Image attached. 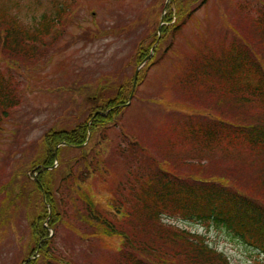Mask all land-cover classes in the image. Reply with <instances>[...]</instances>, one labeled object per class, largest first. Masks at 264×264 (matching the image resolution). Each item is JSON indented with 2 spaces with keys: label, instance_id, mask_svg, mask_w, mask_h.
<instances>
[{
  "label": "trees",
  "instance_id": "obj_1",
  "mask_svg": "<svg viewBox=\"0 0 264 264\" xmlns=\"http://www.w3.org/2000/svg\"><path fill=\"white\" fill-rule=\"evenodd\" d=\"M208 6L223 19L216 34L198 15ZM156 8L147 40L134 45L135 68L145 61L134 90L135 72L129 81L117 83L113 75L87 91L71 112L75 125L46 130L28 163L0 182L1 206L8 207L0 227L10 209L24 210L28 240L18 264H75L57 245L61 226L82 247L111 250L113 264H231L203 237L164 218L226 230L256 252L254 264H264V0H161ZM55 9L29 29L0 13V61L7 68L40 66L53 53L72 17ZM187 26L186 51L178 53L174 43ZM167 58L178 101L155 105L172 116L169 139L152 137L146 127L142 135L123 121L149 71ZM17 87L0 79V140L23 101ZM26 151H17L20 162ZM14 154L4 155V166ZM111 162L122 171L114 189L106 188Z\"/></svg>",
  "mask_w": 264,
  "mask_h": 264
},
{
  "label": "rangeland",
  "instance_id": "obj_2",
  "mask_svg": "<svg viewBox=\"0 0 264 264\" xmlns=\"http://www.w3.org/2000/svg\"><path fill=\"white\" fill-rule=\"evenodd\" d=\"M160 2L161 0H0V13L13 15L26 29L35 27L43 14L53 15L55 8L66 9L72 15L71 20L66 21L67 27L62 40L57 42L53 53L45 55L39 62L40 66L27 69L19 64L22 68L14 65L7 68L6 63L0 61V79L3 77L14 87L18 84L17 88L21 87L19 90L23 98L0 140V182L6 183L9 172L19 169L22 163H28L46 130L73 126L77 121L71 113L74 104L89 96L87 91L92 93L98 87H104L105 80L114 78L113 75H117V83L129 81L137 70L131 62L135 54L134 45L147 40L148 31L155 25L154 18L159 19L156 7ZM217 12V6H208L198 13L202 21L208 18L209 29L215 34L223 24V19ZM160 13L161 18L164 14L163 11ZM125 26L127 31L118 30ZM189 27L176 38L174 44L177 45L178 53L186 51L182 43L189 37ZM58 29L63 30L61 26ZM98 32L102 34L98 36ZM88 37L89 40L84 41ZM170 67L168 58L153 67L138 90V98L124 112V123L131 122L142 135H146L145 127L152 137L166 136L169 139L174 135L172 116L165 108L155 105L159 102L167 105L178 101L169 82L172 74ZM102 78L104 80L100 81ZM111 86H114L113 82L109 87ZM22 148H27V151L24 160L20 162V153L17 151ZM11 149L15 153L12 156L15 161L11 159L9 166H4V155ZM111 164L113 179L106 188L114 189L122 171L114 162ZM240 181L245 188L256 191L253 183H247L244 179ZM7 210L8 207L1 206L0 199V213ZM35 211L39 212V203L36 204ZM6 214L9 217L5 226L0 227V264H18L22 247L28 240L24 210L18 209L13 213L10 209ZM164 222L203 237L211 248L226 255L231 264H254L258 259L255 251L221 228L211 226L205 229V226L199 224L168 218H164ZM59 232L62 238L60 245H57L71 253L75 264H113L114 253L108 248L96 244L92 247L80 246L76 234L66 226H61ZM20 236H23L21 242Z\"/></svg>",
  "mask_w": 264,
  "mask_h": 264
},
{
  "label": "water",
  "instance_id": "obj_3",
  "mask_svg": "<svg viewBox=\"0 0 264 264\" xmlns=\"http://www.w3.org/2000/svg\"><path fill=\"white\" fill-rule=\"evenodd\" d=\"M135 81V80H134Z\"/></svg>",
  "mask_w": 264,
  "mask_h": 264
}]
</instances>
